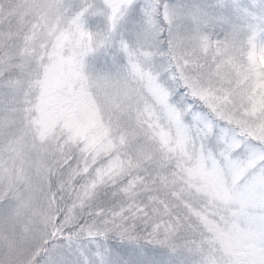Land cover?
Here are the masks:
<instances>
[{
	"label": "snow or ice",
	"instance_id": "snow-or-ice-1",
	"mask_svg": "<svg viewBox=\"0 0 264 264\" xmlns=\"http://www.w3.org/2000/svg\"><path fill=\"white\" fill-rule=\"evenodd\" d=\"M0 264H264V0H0Z\"/></svg>",
	"mask_w": 264,
	"mask_h": 264
}]
</instances>
